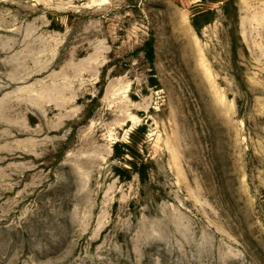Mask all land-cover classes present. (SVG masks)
<instances>
[{"label": "rangeland", "instance_id": "1", "mask_svg": "<svg viewBox=\"0 0 264 264\" xmlns=\"http://www.w3.org/2000/svg\"><path fill=\"white\" fill-rule=\"evenodd\" d=\"M227 1L0 0V264H264V0Z\"/></svg>", "mask_w": 264, "mask_h": 264}, {"label": "trees", "instance_id": "2", "mask_svg": "<svg viewBox=\"0 0 264 264\" xmlns=\"http://www.w3.org/2000/svg\"><path fill=\"white\" fill-rule=\"evenodd\" d=\"M229 5H234L235 0H229L227 1ZM212 16L211 11H206L203 13H199L196 17V19L193 21V27L198 35H201L203 27L211 23L210 17ZM238 17V8L235 6V12H234V18L237 20ZM204 19V21H202ZM146 55L147 58L150 60H153L154 53L153 48L151 44L146 45ZM133 151L132 147L126 143H115L113 146V157L117 160H123L125 156ZM149 161V160H147ZM147 165L148 163L146 161H142L140 165L137 163L133 164L132 169L130 171L127 170H121L120 173H118V176L121 178L122 176L126 178H131L133 174H137L139 179L141 181H146L148 177V171H147Z\"/></svg>", "mask_w": 264, "mask_h": 264}]
</instances>
